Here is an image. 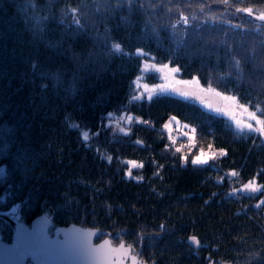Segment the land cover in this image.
I'll use <instances>...</instances> for the list:
<instances>
[{
    "label": "trees",
    "instance_id": "obj_1",
    "mask_svg": "<svg viewBox=\"0 0 264 264\" xmlns=\"http://www.w3.org/2000/svg\"><path fill=\"white\" fill-rule=\"evenodd\" d=\"M259 13L264 0H0V237L1 212H46L148 264H264V136L141 86L161 82L142 70L152 60L264 116ZM119 112L132 119L111 122ZM171 116L227 154L194 163ZM249 180L260 190H242Z\"/></svg>",
    "mask_w": 264,
    "mask_h": 264
},
{
    "label": "water",
    "instance_id": "obj_2",
    "mask_svg": "<svg viewBox=\"0 0 264 264\" xmlns=\"http://www.w3.org/2000/svg\"><path fill=\"white\" fill-rule=\"evenodd\" d=\"M150 69V67H143ZM195 98L203 99L200 91H189ZM4 171L0 169V177ZM7 218L12 224L13 234L10 241L0 240V264H5L10 259L13 250L24 241H33L46 245L48 251L45 255H26L23 264L31 259L33 264H147L132 249L131 244L125 240L114 243L110 236H105L95 242V238L101 233V229L94 226H85L77 222L55 227L54 234L49 232V227L55 223L50 215L43 212L31 220L30 223L18 217ZM195 235L188 237V242L199 248L201 242ZM123 244L127 253L123 256L117 255L113 249ZM7 250V252H6ZM132 257H135L133 261Z\"/></svg>",
    "mask_w": 264,
    "mask_h": 264
},
{
    "label": "rangeland",
    "instance_id": "obj_3",
    "mask_svg": "<svg viewBox=\"0 0 264 264\" xmlns=\"http://www.w3.org/2000/svg\"><path fill=\"white\" fill-rule=\"evenodd\" d=\"M255 17L264 20V13H259ZM146 62H145V67H147V68L153 67L154 64H152L151 62H148L146 64ZM155 69L159 70L157 65L155 66ZM171 69H172V67L169 66V68L166 70V72H162L159 70L160 76L162 79H161V82H159L157 85H146V84L141 85L142 89L147 91L146 93L148 96H151L152 93L154 94L157 92H167V93H172L175 95H180L183 97H188L187 89H190L193 91L198 90L201 93H203V95L205 96V98L202 101H200L204 106H206L207 108H209V109H211L217 113L223 114L224 116L228 117L238 129H240V130H251V131L260 133L262 136H264V133L258 132L256 130L257 128L260 127V124L255 123L253 121V118L250 117L247 112L241 111L240 108L237 107V105H242V106L247 105L249 111L256 113L257 116L264 119V116H263L261 110L259 109V107H255V108L251 107L250 105H248L246 103L245 104L241 103L238 99H236V101H234V102L227 101L223 98V96H232V95L223 94V93H222L223 95H217L218 91H216V90L213 91L212 88L204 87L200 82H198L197 79H189L188 80V81L195 80L196 83H191V82L190 83H180L179 81H183V79H180L179 77H177L176 73L172 72ZM166 74H167V78H166ZM161 85H165V87H161ZM149 93H151V95H149ZM225 109H230L231 112L235 114V117L233 116V114H230V111H226ZM173 117L175 119H173ZM131 119H132V115L126 114V121H130ZM236 119H240L242 121V124L237 125ZM110 120H111V122L115 123L114 116ZM166 123L169 125L168 128L164 127L167 130H169L174 123L177 125L184 124L176 116H171L167 120ZM246 123H254L253 129L247 128L245 126ZM225 152L226 151L224 148H216L215 151H213L211 153V155L217 157L219 155H223ZM209 157H210V154H207L203 151H200L198 154H196L194 156L193 162L195 159L197 162H194V163L205 164V163H208L210 161L211 158H209ZM199 161H203V162H199ZM247 187H248V184L243 185L242 190H246ZM258 190H260L259 187H258ZM6 214L20 218L19 215L13 211L8 210V211H6ZM222 264H224V263H222Z\"/></svg>",
    "mask_w": 264,
    "mask_h": 264
},
{
    "label": "snow or ice",
    "instance_id": "obj_4",
    "mask_svg": "<svg viewBox=\"0 0 264 264\" xmlns=\"http://www.w3.org/2000/svg\"><path fill=\"white\" fill-rule=\"evenodd\" d=\"M157 67L159 68L160 71L166 72V70L169 68V65L168 64H159V65H157ZM171 71L176 72V71H178V69L172 68ZM166 78H167V74H166ZM179 82L180 83H190V82L196 83L195 80H192V81L183 80V81H179ZM161 87H165V85H161ZM212 90L215 91V89H212ZM149 95H151V93H149ZM217 95H223V94L220 92H217ZM223 98L227 101H232V102L236 101V99H237V97H235V96H223ZM237 107L240 108L241 111L247 112L248 115L253 118V121L255 123H259L260 127L257 128L256 130L258 132L264 133V119L257 116L256 113L249 111L247 105H243V106L237 105ZM225 110L230 111V114H233V116L235 117V114L232 113L230 109H225ZM173 119H175V118L173 117ZM236 123H237V125H241L242 121L240 119H236ZM245 126L249 129H253L254 123H246ZM164 127L168 128L169 125L166 123L164 125ZM194 131H195L194 129L191 130V136H190L191 143H194V136H193ZM226 154H227V152H225V155ZM214 157L215 156H212L210 154L209 158H214ZM184 159L187 160V155L184 156ZM194 162H197V161L194 159ZM199 162H203V161H199ZM249 181H251V183H249ZM249 181L247 183H245V184H248L247 189H251L252 191H257L258 186L256 184H254L252 180H249ZM195 239H198V238H195ZM47 251H48V248L46 245H42V244H39V243H36L33 241H24L19 247L15 248L13 250V254H12L11 258L6 259L5 264H23V259L26 255H32V256H36L38 254L45 255L47 253ZM6 252H7V250H6ZM113 252L117 255L123 256L127 253V250L124 248V245L121 244L119 246V248L113 249ZM132 259H133V261H135L136 258L132 257ZM42 264H44V262H42Z\"/></svg>",
    "mask_w": 264,
    "mask_h": 264
},
{
    "label": "flooded vegetation",
    "instance_id": "obj_5",
    "mask_svg": "<svg viewBox=\"0 0 264 264\" xmlns=\"http://www.w3.org/2000/svg\"><path fill=\"white\" fill-rule=\"evenodd\" d=\"M55 226H56V224H55ZM55 226H50V227H49V231H50L51 234L54 233V231H55ZM99 240H100V235H98V236L95 238V242H97V241H99ZM26 264H33V262H32L30 259H28L27 262H26Z\"/></svg>",
    "mask_w": 264,
    "mask_h": 264
}]
</instances>
